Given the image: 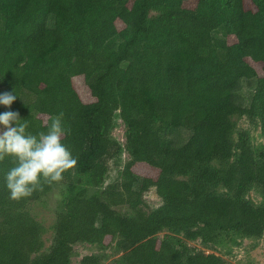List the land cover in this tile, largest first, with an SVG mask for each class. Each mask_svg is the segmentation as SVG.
Masks as SVG:
<instances>
[{"label": "trees", "instance_id": "1", "mask_svg": "<svg viewBox=\"0 0 264 264\" xmlns=\"http://www.w3.org/2000/svg\"><path fill=\"white\" fill-rule=\"evenodd\" d=\"M0 87V264H103L113 247L112 264H224L194 243L264 235V146L238 124L264 136V0H0ZM47 199L45 248L30 206ZM83 243L98 252L75 262Z\"/></svg>", "mask_w": 264, "mask_h": 264}, {"label": "rangeland", "instance_id": "2", "mask_svg": "<svg viewBox=\"0 0 264 264\" xmlns=\"http://www.w3.org/2000/svg\"><path fill=\"white\" fill-rule=\"evenodd\" d=\"M49 25H52V20L48 21ZM217 36H223L222 29L215 31ZM119 42L118 38H113L111 40L112 45H116ZM256 80L255 78L244 79L241 81L236 91L234 92L235 102L242 107H248L252 95L254 92ZM4 89L0 87V95H2ZM57 121L56 118H51L49 122L54 124ZM238 124L242 128L249 130L253 137L254 143L257 145L264 146V136L261 134L259 126H254L253 124L244 119V117L238 119ZM112 135L121 143L124 142V126L120 119L116 120L115 127L113 129ZM190 136V130L187 128H172L165 135L166 141L170 146L181 145ZM128 158L126 153L122 154V159L126 160ZM112 165V162H110ZM142 174H151L152 169L143 166L140 168ZM117 169L111 167L109 177L106 182H111L116 179ZM249 197L253 199L254 202H259L261 200L260 194L256 190H251L249 192ZM53 198V197H52ZM144 199L151 207H156L160 204V198L156 194L155 190L152 188L144 194ZM31 213L35 218L43 225L45 231L42 234L45 248L51 243L53 237V225L55 221L54 209L52 201L47 199L43 202H35L30 206ZM163 234V233H162ZM198 248L203 249L206 253L213 252L219 255L224 264H264V235L261 238H250L239 235H230L229 237L219 240L217 243L212 245H203L196 241L194 243ZM76 256L74 258L75 262L78 261L83 255L89 253H97V248L88 243L77 244L75 246ZM121 254L117 248L113 247L108 250V257L104 260L103 264H112L114 260Z\"/></svg>", "mask_w": 264, "mask_h": 264}]
</instances>
